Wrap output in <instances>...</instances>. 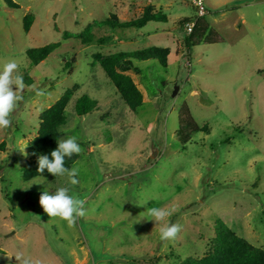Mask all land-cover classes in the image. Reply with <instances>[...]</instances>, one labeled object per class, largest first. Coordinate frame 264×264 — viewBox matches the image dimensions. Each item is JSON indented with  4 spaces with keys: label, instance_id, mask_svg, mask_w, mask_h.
Instances as JSON below:
<instances>
[{
    "label": "rangeland",
    "instance_id": "obj_1",
    "mask_svg": "<svg viewBox=\"0 0 264 264\" xmlns=\"http://www.w3.org/2000/svg\"><path fill=\"white\" fill-rule=\"evenodd\" d=\"M13 1L17 8L0 0V67L15 60L14 75L32 83L24 82L11 126L0 129V264H20L15 256L32 264H182L208 255L219 220L264 250V0H207L204 18L224 41L205 37L191 51L179 24L197 17L189 0ZM149 7L168 23L117 35L96 26L97 39L114 36L105 45L75 37L114 15L136 21ZM51 43L60 47L33 67L27 51ZM151 47L170 49L169 64L135 61L138 71L126 72L144 95L132 112L94 57ZM76 86L61 140L75 136L82 148L72 166L79 183L24 181L25 163L38 158L31 143L40 115ZM83 95L99 108L79 117ZM184 105L206 131H181ZM60 186L83 201L86 215L72 225L39 203L44 190ZM153 207L172 210L166 220L181 226L174 239L160 240Z\"/></svg>",
    "mask_w": 264,
    "mask_h": 264
},
{
    "label": "trees",
    "instance_id": "obj_2",
    "mask_svg": "<svg viewBox=\"0 0 264 264\" xmlns=\"http://www.w3.org/2000/svg\"><path fill=\"white\" fill-rule=\"evenodd\" d=\"M4 1L11 8L18 7L13 0ZM191 20V18H185L179 22L184 32L185 24ZM33 23L34 15L28 14L24 20L26 32L31 31ZM150 23H168V19L162 13H153V9L149 7L146 9L144 15L136 21L123 23L114 15L104 22L89 25L82 34H78L75 37L80 39L84 45H91L94 42L99 45H105L113 41L114 36L111 38L97 39L95 36L96 26L99 28H108L113 35H117L120 31L125 32L130 29H143ZM64 37L67 39L74 36L65 33ZM205 37L208 38L209 44L222 43L224 41L222 36L216 34L208 26L205 18H201L193 33L190 35L186 34L184 38L186 49L191 51V49L198 46ZM59 47L60 43H51L42 48H30L27 51V57L32 66L37 67L42 62L48 60ZM170 54L171 50L168 48L151 47L145 50L121 52L106 57L97 55L94 57L93 65L96 66L98 64L102 67L128 108L132 112H136L145 104L144 95L134 80L127 75L126 72L132 70L138 71V68L135 66V61L145 62L152 60L158 62L164 68H167ZM73 63H75V60H73L72 63H68L66 67L70 68ZM259 73L264 74V69L260 70ZM23 81L28 85L32 83L28 75L26 78H23ZM77 91H79L77 86L72 90H68L59 101L40 115L38 135L31 143L38 157L44 154L50 155L51 151L58 146V141L62 138V130L67 125V107ZM98 108V102L92 100L87 95L80 97L76 103V113L79 117L87 116L97 111ZM179 123L181 131L185 128L189 129L191 133L206 131V128H204V130L195 122L191 115L190 108L187 105H184L180 109ZM79 157V154H73L70 158L66 157L65 167L69 169L72 168ZM37 159L25 163L22 171L24 181L28 182L36 178L56 179L59 177H54L52 174L47 173L46 170L44 173H39ZM215 233L216 236L212 241L211 250L207 256L202 259L190 258L182 264H264V250L255 247L249 241L240 237L222 220L217 221Z\"/></svg>",
    "mask_w": 264,
    "mask_h": 264
},
{
    "label": "clouds",
    "instance_id": "obj_3",
    "mask_svg": "<svg viewBox=\"0 0 264 264\" xmlns=\"http://www.w3.org/2000/svg\"><path fill=\"white\" fill-rule=\"evenodd\" d=\"M17 69L18 64L15 60H9L0 67V129L11 126L12 120L10 119V115L16 108L17 102L22 99L20 93L25 89L23 77L18 73L14 75ZM13 86H16L15 90H13ZM17 144L19 145V150L23 152L25 147L19 140ZM81 152L82 148L77 142V137L70 136L59 140L58 146L51 151L50 155L44 154L38 157V172L44 173L46 170L47 173L52 174L54 177L67 176L70 185H77L79 183L77 179L79 169L75 166L70 169L65 167V158H70L73 154H80ZM33 184L45 183L34 182L31 186ZM39 203L49 217H58L67 221L69 225L74 224L77 217L86 215L83 201L71 193L70 188L67 186L56 187L54 191L44 190L40 195ZM147 211L152 217L151 220L161 225L159 228V238L161 241L172 240L176 237L181 226L178 223H171L166 220L167 217L171 216L172 210L153 207ZM15 257L20 264L21 261L22 264H32L30 258Z\"/></svg>",
    "mask_w": 264,
    "mask_h": 264
},
{
    "label": "built area",
    "instance_id": "obj_4",
    "mask_svg": "<svg viewBox=\"0 0 264 264\" xmlns=\"http://www.w3.org/2000/svg\"><path fill=\"white\" fill-rule=\"evenodd\" d=\"M189 1L191 2V4L196 9L197 17L185 24L184 30H185L187 35L192 34L196 25L198 24V21L201 18H204L209 13V10L207 7V0H189Z\"/></svg>",
    "mask_w": 264,
    "mask_h": 264
},
{
    "label": "water",
    "instance_id": "obj_5",
    "mask_svg": "<svg viewBox=\"0 0 264 264\" xmlns=\"http://www.w3.org/2000/svg\"><path fill=\"white\" fill-rule=\"evenodd\" d=\"M177 91H178V90H176V92L174 93V96H176V94H177Z\"/></svg>",
    "mask_w": 264,
    "mask_h": 264
}]
</instances>
